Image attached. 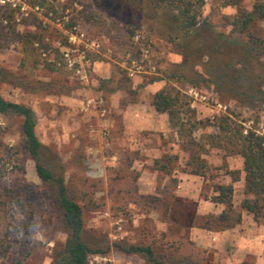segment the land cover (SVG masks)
I'll use <instances>...</instances> for the list:
<instances>
[{
  "label": "rangeland",
  "instance_id": "rangeland-1",
  "mask_svg": "<svg viewBox=\"0 0 264 264\" xmlns=\"http://www.w3.org/2000/svg\"><path fill=\"white\" fill-rule=\"evenodd\" d=\"M224 1L205 0L212 42L243 43L226 21L237 10ZM256 1L243 0L242 7L251 11ZM182 37L165 9L155 12L145 0H46L43 7L0 0V67L7 72L0 95L34 110L43 161L82 207L86 243L93 250L110 247L88 264H154L116 243L151 247L166 264H264V222L241 208L243 181L234 184L233 198V217L241 222L228 229L215 220L207 225L225 209L213 202L217 186L232 182L229 171L243 170L240 156L213 145L218 119L230 116L245 133L264 134V109L188 84L182 76L190 72L177 68L187 44ZM27 39L33 42L26 47ZM134 63L144 71L131 76ZM17 80L38 91L17 87ZM166 87L185 96L190 112L182 118L198 123L193 145L152 107L154 94ZM21 125V118L0 115V184L20 178L26 202L37 203L39 214L16 213L12 224L34 225L30 236L13 232L10 238L20 264H50L67 235L52 189L21 147ZM156 156L162 164L171 158L170 174L156 169Z\"/></svg>",
  "mask_w": 264,
  "mask_h": 264
},
{
  "label": "trees",
  "instance_id": "trees-1",
  "mask_svg": "<svg viewBox=\"0 0 264 264\" xmlns=\"http://www.w3.org/2000/svg\"><path fill=\"white\" fill-rule=\"evenodd\" d=\"M141 1L136 0L138 4ZM145 1L155 12L165 9L172 28L183 35L182 38L187 44L180 50L183 59L177 68H185L190 72L182 76L188 84L194 87H211L222 99H233L250 108L264 109V29L261 27V23H264V2L256 1L252 10L248 11L242 7L243 0H225L224 6H231L237 10L233 18L226 17L231 33L242 37L244 42L239 44L223 40L220 44L212 42L214 32L210 21L202 15L205 0ZM31 3L43 7L46 0H31ZM11 17L10 13L7 18ZM23 38L22 36V40ZM32 42L27 39L24 45H31ZM192 42L195 43V47ZM234 51L236 54L232 55ZM6 75V70L0 67V78ZM16 85L28 91H38L36 88L30 89L18 80ZM184 97L176 88L166 87L153 96L152 106L159 114L168 115L170 127L176 130L183 143L193 145L195 144L193 134L198 128V123L192 119L182 118L183 114L186 116L190 112ZM0 115L22 119L21 147L34 161L37 176L42 184L53 191L60 223L67 239L64 246L56 250L50 264H88L91 255L109 253L110 247L106 250H93L86 243L83 237L85 225L82 207L69 195L65 179L44 163L43 144L36 133L37 116L34 110L29 106L5 100L0 95ZM217 129L212 140L213 145L240 156L243 159V170L229 171L232 182L217 186V195L213 202L223 205L225 209L216 219L211 217L207 225L210 226L215 220L218 225L228 229L241 222L240 216L233 217L234 184L240 181L245 185V199L241 208L252 216L255 223L261 224L264 222V134L254 130L245 133L242 124L230 116L220 117ZM201 149H204L203 145ZM171 163V158H168L167 164H162L158 160L155 162L156 169L170 174ZM205 167L206 164L203 162L202 168ZM20 169L21 173L25 174V167L22 166ZM20 181L22 180L18 178L10 186L0 184V264H10L12 258L17 259L14 260L15 264L21 263L19 250L13 245V238L10 237L13 232L30 236V229L34 225L27 221L18 225L12 224L16 213L22 214L24 218L39 214L37 203L26 202L28 197L21 192L24 184ZM114 247L126 254L143 255L150 263L166 264L164 260L156 257L151 247L125 246L121 243L114 244ZM177 264L201 263L183 259Z\"/></svg>",
  "mask_w": 264,
  "mask_h": 264
},
{
  "label": "built area",
  "instance_id": "built-area-1",
  "mask_svg": "<svg viewBox=\"0 0 264 264\" xmlns=\"http://www.w3.org/2000/svg\"><path fill=\"white\" fill-rule=\"evenodd\" d=\"M4 3V2H3ZM68 56V55H67ZM134 65H135V70H130L129 72H130V75L131 76H133L134 74H136V73H142L143 71H144V68H143V66H136V64L134 63ZM70 66H73V64L72 63H70Z\"/></svg>",
  "mask_w": 264,
  "mask_h": 264
},
{
  "label": "crops",
  "instance_id": "crops-1",
  "mask_svg": "<svg viewBox=\"0 0 264 264\" xmlns=\"http://www.w3.org/2000/svg\"><path fill=\"white\" fill-rule=\"evenodd\" d=\"M159 92V91H158ZM157 93V92H156ZM155 93V94H156ZM154 94V95H155ZM153 107V106H152ZM153 109H154V107H153ZM154 111L158 114V115H162V116H165V115H167V114H159L155 109H154ZM168 116V115H167ZM168 122H169V117H168V120H167ZM137 128H139V125L137 126ZM151 147H154L155 146V144H152V145H150ZM156 159V160H155ZM158 159H159V157L158 156H156V157H154L153 158V160L156 162V161H158Z\"/></svg>",
  "mask_w": 264,
  "mask_h": 264
}]
</instances>
